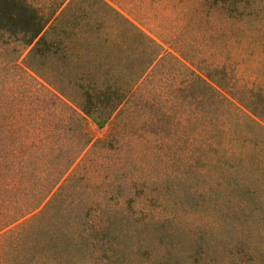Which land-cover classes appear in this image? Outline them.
I'll return each instance as SVG.
<instances>
[{"label": "rangeland", "instance_id": "374dc122", "mask_svg": "<svg viewBox=\"0 0 264 264\" xmlns=\"http://www.w3.org/2000/svg\"><path fill=\"white\" fill-rule=\"evenodd\" d=\"M158 53L169 103L134 107L149 121L113 141L100 182L72 183L32 216L21 255L42 264H264V131L228 118L245 156L205 148L209 136L194 135L201 128L189 111L215 123L227 114L189 92L185 70L209 77L264 127V0H0V92L25 88V70L86 108L97 138L112 133L108 91L131 88Z\"/></svg>", "mask_w": 264, "mask_h": 264}, {"label": "trees", "instance_id": "16d2710c", "mask_svg": "<svg viewBox=\"0 0 264 264\" xmlns=\"http://www.w3.org/2000/svg\"><path fill=\"white\" fill-rule=\"evenodd\" d=\"M171 57L182 65L176 57ZM163 58L158 53L150 66L131 81V88L108 91L114 100L105 104L102 111L108 112L103 124L111 126L109 138H97L92 133L82 114L87 113L86 108L81 112L25 70L21 71L25 88H17L13 93L0 92L3 98L0 101V264H42L35 262L36 257L20 254L32 216L55 201L72 183L102 180L101 169L106 165L103 159L113 150V141L118 143L121 138L131 136L141 120L149 121L146 115L135 112L134 107L169 103L173 95L169 92L171 88L168 84L164 86L166 80L159 78L158 70L153 68L164 63ZM185 70L189 92H200L201 98L215 101L211 105L227 114V118L223 116L215 123L208 122L204 114L190 110V125L201 128L194 135L209 136L205 148L221 151L227 148L229 157H244L238 156L240 137L237 138L235 126H231L228 118L236 120L240 127L242 123L255 125L262 131L264 127L209 77L186 66Z\"/></svg>", "mask_w": 264, "mask_h": 264}]
</instances>
